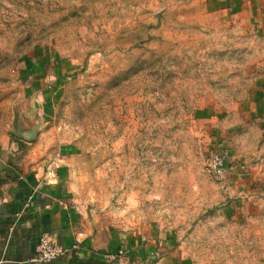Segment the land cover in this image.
Instances as JSON below:
<instances>
[{"label":"rangeland","instance_id":"rangeland-1","mask_svg":"<svg viewBox=\"0 0 264 264\" xmlns=\"http://www.w3.org/2000/svg\"><path fill=\"white\" fill-rule=\"evenodd\" d=\"M206 2L0 0V143L35 127L84 206L157 227L188 264H264V216L227 198L251 170L221 141L264 99V31Z\"/></svg>","mask_w":264,"mask_h":264},{"label":"crops","instance_id":"crops-1","mask_svg":"<svg viewBox=\"0 0 264 264\" xmlns=\"http://www.w3.org/2000/svg\"><path fill=\"white\" fill-rule=\"evenodd\" d=\"M206 9L228 22L264 31V0H207ZM247 105L232 133L221 140L231 146L237 165L251 170L235 177L227 198L247 205L248 216L261 217L264 99H251ZM44 109L35 116L38 122ZM37 133L35 127L22 129L16 142L0 143V264H188L157 227H114L84 206L74 194L67 157L57 150L50 155L46 146L21 136L36 138ZM45 236L64 247L65 256L40 262L37 248Z\"/></svg>","mask_w":264,"mask_h":264},{"label":"built area","instance_id":"built-area-1","mask_svg":"<svg viewBox=\"0 0 264 264\" xmlns=\"http://www.w3.org/2000/svg\"><path fill=\"white\" fill-rule=\"evenodd\" d=\"M229 152L220 150L213 153L209 159V172L219 182H225L229 174ZM66 254V249L48 236L43 237L37 248V258L42 263H52Z\"/></svg>","mask_w":264,"mask_h":264}]
</instances>
